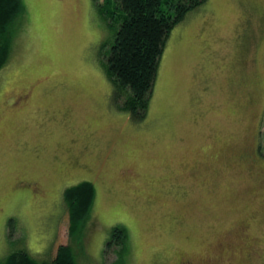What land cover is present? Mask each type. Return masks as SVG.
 Listing matches in <instances>:
<instances>
[{
	"label": "rangeland",
	"instance_id": "rangeland-1",
	"mask_svg": "<svg viewBox=\"0 0 264 264\" xmlns=\"http://www.w3.org/2000/svg\"><path fill=\"white\" fill-rule=\"evenodd\" d=\"M22 7L0 70V260L70 243L62 193L88 181L77 264H264V0L188 12L138 122L113 101L93 0Z\"/></svg>",
	"mask_w": 264,
	"mask_h": 264
},
{
	"label": "trees",
	"instance_id": "trees-1",
	"mask_svg": "<svg viewBox=\"0 0 264 264\" xmlns=\"http://www.w3.org/2000/svg\"><path fill=\"white\" fill-rule=\"evenodd\" d=\"M205 1L93 0L98 15L115 28L102 66L112 86L116 107L126 112L132 121H142L147 114L160 59L171 31L188 12ZM22 9V0H0V70L8 61L13 24ZM94 198V185L88 181L64 189L62 201L68 215L70 243L58 246L52 258L39 260L18 250L9 253L0 264H77L73 241L77 244L83 241L81 231L90 216ZM127 238L125 228L113 227L105 252L115 248L122 256Z\"/></svg>",
	"mask_w": 264,
	"mask_h": 264
},
{
	"label": "flooded vegetation",
	"instance_id": "flooded-vegetation-1",
	"mask_svg": "<svg viewBox=\"0 0 264 264\" xmlns=\"http://www.w3.org/2000/svg\"><path fill=\"white\" fill-rule=\"evenodd\" d=\"M244 157H245V158H248V157H249V155L245 154V155H244Z\"/></svg>",
	"mask_w": 264,
	"mask_h": 264
}]
</instances>
